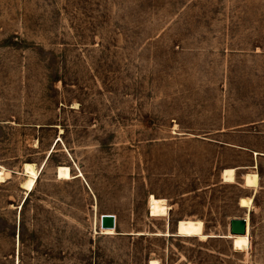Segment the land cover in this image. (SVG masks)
<instances>
[{
    "label": "rangeland",
    "instance_id": "obj_1",
    "mask_svg": "<svg viewBox=\"0 0 264 264\" xmlns=\"http://www.w3.org/2000/svg\"><path fill=\"white\" fill-rule=\"evenodd\" d=\"M0 169V264H264V0H0Z\"/></svg>",
    "mask_w": 264,
    "mask_h": 264
},
{
    "label": "bare ground",
    "instance_id": "obj_2",
    "mask_svg": "<svg viewBox=\"0 0 264 264\" xmlns=\"http://www.w3.org/2000/svg\"><path fill=\"white\" fill-rule=\"evenodd\" d=\"M44 162H42L43 166ZM56 174L58 178H72V177H80L81 173L78 172L76 174H71L69 167L66 164H60L57 166ZM10 172L9 171H3L0 169V182L5 181L6 178H8ZM20 174L22 175V180L20 181V187L24 189V194L27 195L29 191L33 189V186L37 180L38 176V169H34L31 164L25 163L22 167ZM234 175V169L231 167H226L221 170V179L225 182H232ZM244 175V174H243ZM258 184V175L256 172H251L244 175V185L248 188L253 187L255 188ZM243 185V186H244ZM252 194V193H251ZM252 196H249L243 200L244 206H249L252 201ZM242 204V203H241ZM147 205H148V211L151 216H161V215H167V210L169 209V205L167 204L166 200L161 197H157L154 194L150 193L147 197ZM108 214V213H106ZM163 217V216H162ZM247 215L244 217L246 219V225H245V232L243 233H236L231 234L229 231L228 226V233L224 234L223 237L228 238L231 240V244L233 249L239 250V251H245L249 244V225L247 221ZM115 217H114V227H100V232L102 234H114L115 231ZM175 233L179 236L184 237H213L215 234L212 233H204L203 230V222L200 219H192V218H180L177 220L175 225ZM137 234H141V232H137ZM164 234H168L167 232ZM149 264H158V261L156 259H150Z\"/></svg>",
    "mask_w": 264,
    "mask_h": 264
},
{
    "label": "water",
    "instance_id": "obj_3",
    "mask_svg": "<svg viewBox=\"0 0 264 264\" xmlns=\"http://www.w3.org/2000/svg\"><path fill=\"white\" fill-rule=\"evenodd\" d=\"M246 219L244 217H235L229 221V231L231 234L245 232ZM100 227H114V215L102 214L100 216Z\"/></svg>",
    "mask_w": 264,
    "mask_h": 264
}]
</instances>
